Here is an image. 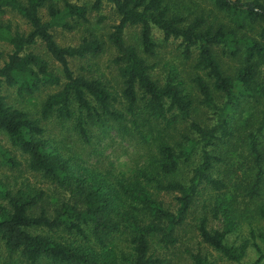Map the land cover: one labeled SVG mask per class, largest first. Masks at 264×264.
Instances as JSON below:
<instances>
[{"label":"trees","instance_id":"trees-1","mask_svg":"<svg viewBox=\"0 0 264 264\" xmlns=\"http://www.w3.org/2000/svg\"><path fill=\"white\" fill-rule=\"evenodd\" d=\"M61 1L59 5L60 0H0V10L17 13L29 26L28 31L13 34L7 28L0 30V37L12 47L0 65V88H15L19 97L50 91L34 108L14 106L0 96V132L10 146V150L0 146V156L17 167L21 161L8 155L17 152L30 172L59 191L53 202L25 177L0 178V264H9L15 255L19 264H167L160 250L180 242L198 202L202 210L195 230L200 241L224 259L241 264L249 240L233 245L227 238L238 212L264 193L259 138L264 127V70L260 69L264 1L209 0L215 12L228 17L227 22L200 14L189 17L166 0H94L91 5L84 0ZM104 2L118 16L106 36L116 51L119 79L114 85L92 72L76 73L71 66L72 60L97 58L106 41L88 33L79 44L62 46L53 34L56 27L69 30L88 23L91 11ZM128 27L140 29L144 55L154 53V28L165 41H179L185 58L196 55L195 66L204 72L191 80L205 110L199 119L194 115L195 102L173 70L163 80L152 77V66L136 46L126 43ZM254 30L257 38L243 34ZM38 45L47 57L34 52ZM217 47L231 58L242 52V60L226 70ZM214 92L222 97L220 102ZM247 107L249 113L243 116ZM257 112L262 114L259 124L250 125L254 129L246 134L250 172L238 176L230 163L237 144L234 136L240 131L237 115L252 118ZM50 120L70 123L87 144L95 128L109 127L144 144L149 157L139 178L118 181L120 191L112 188L103 174L82 165L69 149L64 151L54 142ZM195 153L200 161L186 182L168 178ZM160 192L174 194L175 208L157 197ZM255 212L264 220V203ZM209 216L220 217L222 228H210ZM249 235L258 254L251 264H258L264 260V234L251 228ZM257 237L263 248L256 244ZM192 261L213 264L199 253L192 254Z\"/></svg>","mask_w":264,"mask_h":264},{"label":"rangeland","instance_id":"rangeland-1","mask_svg":"<svg viewBox=\"0 0 264 264\" xmlns=\"http://www.w3.org/2000/svg\"><path fill=\"white\" fill-rule=\"evenodd\" d=\"M68 1L81 3L76 0ZM166 1L175 10L180 9L182 14L189 17L194 16L195 14H200L206 18L209 17L212 21H228V17L225 14L215 12L212 9L209 0ZM84 2L91 5L94 0H84ZM61 3L62 1L60 0L59 5H61ZM43 13L46 14V11ZM117 21L118 16L114 12L112 6L104 2L99 10L91 11L90 21L88 23L76 24L73 29L69 30L61 27L54 28L53 34L55 39L58 44L62 46H75L79 44L82 37L88 33H92L106 41L104 51L97 58L71 61V66L76 73L79 71L88 72V74L89 72H92L96 75L102 76V78L110 84H116L119 79L117 66L114 64L116 51L107 41L106 36L110 25L117 23ZM1 28H7L8 31L13 34L15 31L26 32L28 31L29 26L17 13L11 10H0V30H2ZM139 32L140 29L138 27H128L124 33L126 43L136 46L138 52L145 57L147 63L152 66L150 74L154 79L163 80L169 73L168 71L173 70L174 74L177 75L178 80L183 82V87L185 88L186 93H188L190 98L196 103H194V115L198 118L197 116L202 114L205 110L203 106L199 104L201 96L197 87L191 80L199 75L204 76V72L197 69L195 66L196 55L192 54L189 58H185L183 55V48L180 46L179 41L172 39L165 41L162 32L156 28L153 29L152 33L153 40L156 44L154 53L151 56L144 55L141 52ZM243 34H248L249 37H258L256 30L253 32L245 31ZM11 48L12 47L8 41L0 37V54H2L0 65H2V62L7 59L8 54L11 52ZM216 50L218 56L222 59L223 67L228 71L234 69L238 62L242 60V52L237 55L236 58H231L226 56L228 54L225 53L222 47H217ZM34 52H40L47 57L41 45L34 48ZM54 65L58 66L55 63ZM260 69L264 70V59L262 60ZM48 92H50L49 89H44L32 97H19L17 96L15 88H10L6 85H3L0 88V96H3L9 104L18 107L26 106L31 108L35 103H40L41 99L44 98ZM214 95L218 102L222 100V97L217 92H214ZM241 113L243 116H246L249 113L248 107ZM261 115V113L257 112L252 118L244 117L242 119L237 115L238 120H236V122L240 127V131L236 132V135L234 136L235 139L233 142H237V144L235 145L236 150L231 154L230 163L233 164V170L238 176L246 171L250 172L249 166H251V161L248 156L246 134L254 129V127H251L253 124H259ZM48 124L50 134L56 144L61 147L63 146L64 151L65 149H69L68 152H71L70 154H75L77 159L82 162V165H86L94 171L103 174V176L106 177L107 184L112 188H116L118 191L120 190L116 183L120 180L130 181L138 179L139 170L143 169L142 167L147 162V157H149V153L144 144L131 140L127 134H122L116 127H109L107 130L95 128V132H93L90 137V143L87 144V142L77 137V134L74 132L70 123L65 122L64 125H61L50 120ZM183 125L185 126V122H183ZM183 128L180 129V131H183ZM259 138L262 144L261 150L264 155V127ZM0 146L2 150H10L6 135L2 132H0ZM8 155L20 160L21 164L17 167L10 166L8 165L9 162L3 156H0V178L7 176L25 177L30 181L32 186L44 190L53 202L57 200L59 191L55 185L44 178H40L33 172H30L25 167L24 157L17 152H13L12 150ZM199 161L200 156L198 153H195L189 161L181 162L178 170L174 174L168 176V178L186 182L192 175L193 168L199 163ZM224 168L225 166L222 165L220 170L223 171ZM262 190L264 191V179ZM207 192H209V190H207ZM157 197L163 200L165 205L175 208L174 194L160 192V196ZM263 203L264 193L259 199H255L248 203L244 210L238 212L235 229L228 235L227 241L229 244L233 245H239L241 242L249 240V246L241 264H251L258 257L256 249L252 246L254 239L252 241L250 238L249 231L252 228L256 234H264V220L258 215V212H255L256 207H259L260 204ZM201 210V202H198V206L194 208V215L188 217V220L186 221L188 225H186L183 232L180 233V242L174 247L168 249L161 248L159 253L160 256L167 260V264H193L192 254L196 253L208 256L213 264H236L224 259L212 248L200 241L195 226L198 222V217L201 216ZM209 227L222 228V219L220 217L215 218L209 216ZM255 242L259 247L263 248V241L260 237H257ZM16 256L17 255L14 256L12 261H9V264H19V259ZM258 264H264V260Z\"/></svg>","mask_w":264,"mask_h":264}]
</instances>
